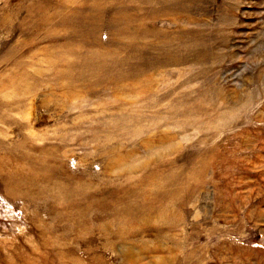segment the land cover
Wrapping results in <instances>:
<instances>
[{"label":"rangeland","instance_id":"rangeland-1","mask_svg":"<svg viewBox=\"0 0 264 264\" xmlns=\"http://www.w3.org/2000/svg\"><path fill=\"white\" fill-rule=\"evenodd\" d=\"M0 264H264V0H0Z\"/></svg>","mask_w":264,"mask_h":264}]
</instances>
